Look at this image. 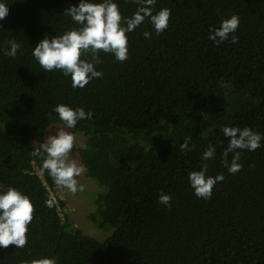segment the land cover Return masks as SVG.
<instances>
[{"label":"trees","instance_id":"trees-1","mask_svg":"<svg viewBox=\"0 0 264 264\" xmlns=\"http://www.w3.org/2000/svg\"><path fill=\"white\" fill-rule=\"evenodd\" d=\"M0 21V185L31 197L34 219L23 248H0V264H264V141L240 151L242 169L223 165L224 126L264 135V0H157L153 12L171 9L169 27L156 35L146 20L129 36L123 63L101 52L102 79L73 89L61 71L44 72L32 47L45 34L76 27L63 15L79 0H5ZM124 17L133 0H116ZM238 15L236 44L208 37L222 19ZM151 32L150 39L143 33ZM17 40L23 54L4 53ZM93 113L75 133L78 153L99 185L90 219L110 232L105 240L69 230L49 187L58 186L31 150L60 123L57 104ZM58 126L59 125H54ZM52 126V127H54ZM189 141L190 151L181 149ZM216 147L208 174L225 179L210 199L197 198L187 176L200 170L202 153ZM232 154L229 155V162ZM171 194V206L159 203ZM62 207L66 204L61 202Z\"/></svg>","mask_w":264,"mask_h":264},{"label":"clouds","instance_id":"clouds-1","mask_svg":"<svg viewBox=\"0 0 264 264\" xmlns=\"http://www.w3.org/2000/svg\"><path fill=\"white\" fill-rule=\"evenodd\" d=\"M137 10L131 17H124L116 0H79L78 4H71L63 13L71 18L76 27L64 31L62 34L45 37L32 47V57L46 72L61 71L64 77L70 78L73 89H84L92 80L102 79L104 73L97 69L102 62L101 52L111 54L121 63L129 59V36L147 20L156 35L162 34L168 27L171 9L163 8L154 14L153 8L157 0H133ZM9 15L8 3L0 0V21ZM240 24L238 15L222 19L218 28L210 30L209 39L217 45L228 41L236 44L239 37L235 35ZM2 27V25H0ZM144 38L150 39L151 32L145 31ZM4 49L5 55L15 58L18 53L23 54L21 44L9 40ZM58 114L62 127L55 134L47 136L44 143L31 150L33 157L42 158L39 173L45 172L61 188L67 189L75 195L85 191V185L79 183L78 178L85 172L83 164L72 158L75 147V135L66 129H75L80 121L91 120L93 113L83 107H72L68 104H57L53 109ZM228 139V145L223 152V165L229 174H236L242 169L240 151H255L262 147L264 135L252 128L239 126H224L220 129ZM181 149L190 151L189 141L181 144ZM240 150V151H238ZM232 154L229 162V155ZM216 147L210 145L202 153L200 170L190 171L188 183L194 195L201 199H210L214 187L223 182V174L211 176L208 174V161L215 158ZM161 205L170 207L171 194L160 192L158 197ZM46 205L53 207L54 200L48 199ZM35 206L30 196L14 186L5 188L0 185V248L15 245L23 248L28 239L29 226L34 219ZM43 264H54L45 260Z\"/></svg>","mask_w":264,"mask_h":264},{"label":"rangeland","instance_id":"rangeland-1","mask_svg":"<svg viewBox=\"0 0 264 264\" xmlns=\"http://www.w3.org/2000/svg\"><path fill=\"white\" fill-rule=\"evenodd\" d=\"M54 125H59L54 126ZM54 126V127H52ZM46 131L47 136L55 134V131L62 127L60 123H54ZM75 135V149L81 148L85 141L86 136L82 133H75L71 129H66ZM72 158L82 164L81 157L78 153H71ZM79 183L85 185L84 192H78L75 195L70 193L67 189L58 187V191L61 196L65 199V212L63 216L65 221L67 220L69 230H80L83 234L96 238L98 240H105L110 237L111 233L99 229L96 223L90 219V215L96 212V196L99 191V185L96 181L89 178L85 172L81 177L78 178Z\"/></svg>","mask_w":264,"mask_h":264},{"label":"built area","instance_id":"built-area-1","mask_svg":"<svg viewBox=\"0 0 264 264\" xmlns=\"http://www.w3.org/2000/svg\"><path fill=\"white\" fill-rule=\"evenodd\" d=\"M48 190L50 191V194L57 205V209L59 212V215L62 219V221H65V217L63 216V213L66 211L65 207H62L61 202L65 203V199L63 196L60 195L59 191L58 192H53L49 187H47Z\"/></svg>","mask_w":264,"mask_h":264}]
</instances>
